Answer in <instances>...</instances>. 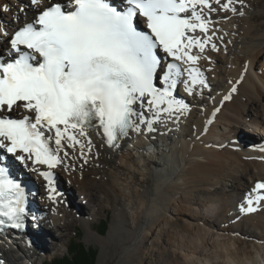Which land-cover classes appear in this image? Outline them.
<instances>
[{
  "label": "snow or ice",
  "instance_id": "obj_1",
  "mask_svg": "<svg viewBox=\"0 0 264 264\" xmlns=\"http://www.w3.org/2000/svg\"><path fill=\"white\" fill-rule=\"evenodd\" d=\"M237 4L244 0H120V8L110 0H28L13 10L4 0L0 13L11 12L12 23L0 18V226L23 229L28 215L25 189L3 165L6 155L37 172L57 203L53 170L71 167L66 149L87 163L91 132L118 148L130 133L153 132L189 111L175 95L179 85L189 96L196 85L210 89L196 67L209 60L200 55L206 46L219 51L212 42L218 30L208 35L209 13L243 16ZM197 31L203 39L192 35ZM260 192L264 182L254 185ZM262 202L264 195L249 193L240 211L255 213Z\"/></svg>",
  "mask_w": 264,
  "mask_h": 264
},
{
  "label": "bare ground",
  "instance_id": "obj_2",
  "mask_svg": "<svg viewBox=\"0 0 264 264\" xmlns=\"http://www.w3.org/2000/svg\"><path fill=\"white\" fill-rule=\"evenodd\" d=\"M3 2L0 0V4ZM27 2L19 0L12 8L16 10ZM236 7L243 10V16L219 10L209 13L214 23L208 35L218 30L212 42L219 51L206 46L200 55L209 60L201 59L196 67L204 73L210 89L196 85L189 96L182 86L176 97L188 104L189 111L178 120L158 123L153 132L145 129L140 135L130 133V138L122 139L114 149L91 132L95 147L86 154L87 163L78 150L66 149L69 156L65 163L71 167L67 171L59 167L53 170L64 191L57 203L48 199L44 180L27 168L40 185L39 192L32 196L37 204L28 206L27 233L0 239V264H38L49 249L61 250L57 243L70 237L62 231L67 229L69 217L82 226L88 243L102 249L108 246L110 252L120 236L133 237L135 248L123 253V262L139 264L137 252L145 243L146 250L157 255L158 264H264V202L257 205L255 213L240 211L249 193L264 195L253 193L254 185L264 182V74L254 73L249 61L246 72L231 69V62L244 53L241 44L250 31L249 10L239 4ZM204 11L207 13V9ZM11 15L0 13V18L11 24ZM192 35L203 39L199 31ZM197 53L199 50L193 49V54ZM219 62L225 66L219 67ZM186 78L185 73L182 79ZM233 86L237 91L231 93L230 100H223ZM241 128L248 135H242ZM151 144L155 153L147 150ZM108 163L115 167L105 169ZM23 167L15 162L18 173ZM90 171L107 176L111 184L105 187L106 192L115 202L122 201L114 209L106 236L91 228L101 200L93 194L95 188L86 174ZM68 190L78 198L76 204L70 201ZM176 199L181 202L173 208ZM80 205L89 206V212L81 211ZM183 214L191 224L185 223L186 231L168 241L174 249L160 245L159 239L176 233L175 216ZM150 234L156 237L151 239ZM45 236L52 239L49 244ZM180 250L187 251V256H181Z\"/></svg>",
  "mask_w": 264,
  "mask_h": 264
},
{
  "label": "rangeland",
  "instance_id": "obj_3",
  "mask_svg": "<svg viewBox=\"0 0 264 264\" xmlns=\"http://www.w3.org/2000/svg\"><path fill=\"white\" fill-rule=\"evenodd\" d=\"M3 1V0H2ZM9 4L13 6L14 4H18L17 0H8ZM243 9L249 10V25H250V31H249V36L247 40H244V42L241 44L242 46V51L244 52L241 54L237 59L233 60L231 62V69H234L236 71L243 72L245 71V66H247L248 61L251 63V65L254 67L253 72L257 74H264V0H244V6ZM240 11H243L242 9H239ZM227 61H225L226 63ZM219 67L225 66L224 63L219 62ZM244 130L241 128L242 135H248L246 132H243ZM252 137V136H251ZM241 149V148H239ZM237 149V150H239ZM115 164H110L108 163L107 166H105V169L110 170L111 168H114ZM87 175H90L88 179L90 182L93 184L95 190L93 192L95 198H99L101 200L100 207L95 211V219L93 221V225L91 228L97 233L98 226L100 224L101 219L105 218L107 215L109 216V223H108V228L107 231L101 235V236H106L107 232L110 229L111 222L113 220L114 216V209L116 206L120 207L122 204V201L119 200L115 202L113 197L108 194L105 190V187L110 186L111 182L110 179L107 176H102L100 174H94L93 171H90L86 173ZM87 178V177H86ZM139 189V188H138ZM70 198L71 202H74L76 204V201L78 198H76L75 194L73 191H71V194L69 190L67 191ZM181 200L176 199L175 202L173 203L174 205L171 204V207L176 208L180 204ZM80 209L83 212H89V206H83L80 205ZM194 208V207H193ZM196 208V207H195ZM67 210H70L67 207ZM181 213H185V211H180ZM181 215L175 216L177 219L176 225L174 226V229L176 233H171L167 234L166 238H161L158 240V243L160 245H169L170 243L168 242L169 240H174L179 233L185 232V223L191 224L189 221L188 217L186 215ZM141 221H144L141 219ZM68 225L67 229L62 230L63 232L66 231V233L70 234V237H66V239L60 240L59 243H57L62 249L61 250H52L49 249L45 255L40 257L38 260V264H42L43 260L47 258H52V257H58L62 256L66 253V246L69 244V242L73 239H78L75 236L76 231H81V237L78 239L80 242L85 244V246L90 247L94 250H96V260L95 264H138L137 262H131V260H127L126 262H123V253L134 247L135 248V240L133 237H125L120 236V238L117 241V247L115 248L114 251L110 252V247L105 246L104 249L100 245H96L94 243H88L85 240V232L82 226L72 218H68ZM162 222H160L161 226ZM128 226V225H127ZM99 235V234H98ZM151 236V239H154L156 237V234L153 236V234L149 235ZM46 242L52 241V239L48 236H45ZM179 240V238L177 239ZM167 241V242H166ZM169 243V244H168ZM49 244V243H48ZM144 244V245H143ZM142 245H139V250L138 254L140 257L138 259L140 260L139 264H158L157 263V255H153L150 252H148L146 249V244L143 243ZM149 244V243H148ZM171 245V244H170ZM169 245V246H170ZM172 246V245H171ZM170 246V250L174 249ZM55 249V247H54ZM60 249V248H57ZM105 251H107V255H105ZM137 251V249H136ZM180 255L181 256H187V251L185 250H180ZM163 262V259H161ZM161 262V263H162Z\"/></svg>",
  "mask_w": 264,
  "mask_h": 264
},
{
  "label": "trees",
  "instance_id": "obj_4",
  "mask_svg": "<svg viewBox=\"0 0 264 264\" xmlns=\"http://www.w3.org/2000/svg\"><path fill=\"white\" fill-rule=\"evenodd\" d=\"M109 216L101 219L97 229L99 235H103L108 228ZM82 232L76 231V238L81 237ZM78 239H73L67 245V251L64 255L46 259L44 264H95L96 250L85 246Z\"/></svg>",
  "mask_w": 264,
  "mask_h": 264
}]
</instances>
